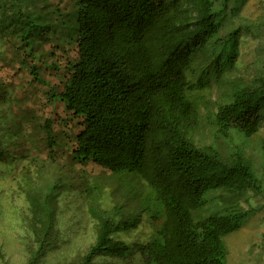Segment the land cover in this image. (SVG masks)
Masks as SVG:
<instances>
[{"label": "trees", "instance_id": "trees-1", "mask_svg": "<svg viewBox=\"0 0 264 264\" xmlns=\"http://www.w3.org/2000/svg\"><path fill=\"white\" fill-rule=\"evenodd\" d=\"M228 2L72 0L66 8L61 0H0V35L13 39L16 68L50 90L48 102H61L79 119L67 136L68 166L93 163L109 171L132 202L130 210L119 201L107 206L94 178L83 171L49 176L41 159L36 179L25 174L32 233L25 264L57 246L55 207L63 190L85 202L92 239L56 264H224V237L249 215L241 197L264 192V139L257 144L261 169L245 150L264 121V70L248 81L229 76L239 34L225 27L236 9L228 11ZM42 69L62 70L59 90ZM212 85L223 90L215 109L204 95ZM34 116L18 109L3 127L15 136L0 139L7 171L16 146L28 141L25 150L34 148L33 130L47 156L62 145L52 120ZM203 117L226 140L223 147L193 139ZM31 154L24 156L37 161Z\"/></svg>", "mask_w": 264, "mask_h": 264}, {"label": "rangeland", "instance_id": "rangeland-1", "mask_svg": "<svg viewBox=\"0 0 264 264\" xmlns=\"http://www.w3.org/2000/svg\"><path fill=\"white\" fill-rule=\"evenodd\" d=\"M66 8H69L72 0H61ZM61 3V5H62ZM236 5V9L229 13L226 29L236 27L238 36V55L233 70L229 76L234 79L248 81L256 74L264 70V0H240L235 3L229 0L227 10ZM62 5V6H63ZM13 39L0 35V139L8 142L15 136L3 129L15 117L18 109H26L29 116L49 117L57 136L63 133L62 145H55L52 153L47 156L43 141L39 138L40 131L33 130L35 146L32 151L27 141L16 146V157L12 168L7 171L5 163L0 162V248L4 254L6 264H25L28 250L26 243L32 238L28 225L29 206L25 193V174H29L32 180L36 177L35 167L46 157L47 161L40 164L45 174L58 175L61 171L69 177H75L77 171L90 180L93 178L104 189L102 203L110 206L113 201L124 202L126 210L132 208V202L124 195V188L119 185V178H114L109 171L93 164H73L68 166L70 159L69 145L71 136L79 129V119L72 118L64 110L59 101L50 103L49 89L36 82H32L29 74L24 69L16 68ZM54 51L57 52L55 49ZM72 51L69 52L71 54ZM42 75L49 79L56 90L60 89L62 70H44ZM222 88L212 85L204 91L205 99L210 109L223 97ZM27 130H30L28 128ZM31 131V130H30ZM3 135V136H2ZM2 137V138H1ZM258 137L264 139V121L258 134L251 137L246 145V153L252 158L254 167L262 168L263 159L257 150ZM193 139L198 144H219L224 146L226 140L215 133L214 127L208 119L202 118L200 125L193 132ZM65 144V145H63ZM36 145L38 147H36ZM32 153L37 161H30ZM80 175V174H79ZM78 175V176H79ZM95 175V176H93ZM36 179V178H35ZM132 180L138 190H145L142 182ZM39 181V180H38ZM75 183H79L75 178ZM74 188V185H73ZM244 208L250 209L247 219L235 231L224 237L226 255L224 264H264V192L252 194L248 192L239 201ZM55 224L60 240L57 246L49 248L37 264H56L64 258L78 255L80 249L92 239V223L86 214L85 202L79 200L71 190L61 191L56 198ZM0 259V264H5ZM96 264H108L107 261L97 259Z\"/></svg>", "mask_w": 264, "mask_h": 264}]
</instances>
